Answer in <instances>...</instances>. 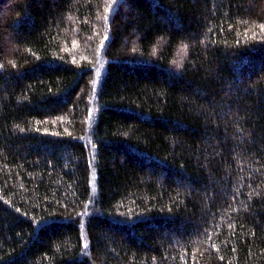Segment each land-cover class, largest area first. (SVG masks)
<instances>
[{
	"label": "trees",
	"instance_id": "trees-1",
	"mask_svg": "<svg viewBox=\"0 0 264 264\" xmlns=\"http://www.w3.org/2000/svg\"><path fill=\"white\" fill-rule=\"evenodd\" d=\"M0 264H264V0H0Z\"/></svg>",
	"mask_w": 264,
	"mask_h": 264
},
{
	"label": "rangeland",
	"instance_id": "rangeland-1",
	"mask_svg": "<svg viewBox=\"0 0 264 264\" xmlns=\"http://www.w3.org/2000/svg\"><path fill=\"white\" fill-rule=\"evenodd\" d=\"M100 66H103V65H101V63H100V64L98 63V68H99ZM101 68H102V67H101ZM101 68H99V69H97V70L101 71ZM96 76H97V75H96Z\"/></svg>",
	"mask_w": 264,
	"mask_h": 264
}]
</instances>
